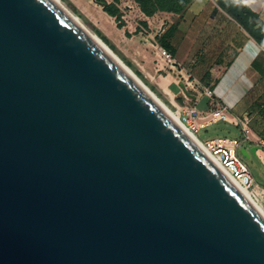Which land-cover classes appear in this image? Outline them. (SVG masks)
Returning <instances> with one entry per match:
<instances>
[{
  "label": "water",
  "instance_id": "1",
  "mask_svg": "<svg viewBox=\"0 0 264 264\" xmlns=\"http://www.w3.org/2000/svg\"><path fill=\"white\" fill-rule=\"evenodd\" d=\"M0 264H264L259 206L52 0H0Z\"/></svg>",
  "mask_w": 264,
  "mask_h": 264
},
{
  "label": "rangeland",
  "instance_id": "2",
  "mask_svg": "<svg viewBox=\"0 0 264 264\" xmlns=\"http://www.w3.org/2000/svg\"><path fill=\"white\" fill-rule=\"evenodd\" d=\"M113 2V0H108ZM117 3L124 16L132 22H136L134 14H142L138 0H123ZM82 23L98 36L117 57L127 65L131 71L154 92L166 105L174 112L171 101L172 94L170 90L178 94L180 87L179 70L171 69V64L161 56L160 49L167 44L168 52L174 57L175 61L182 66V61L177 57L180 49L182 57L191 65L192 73L197 81L200 82V90L211 80V69L215 68L222 60L219 52L226 49L229 39L240 37L239 34L244 31L237 23L228 18L227 14L216 18L215 20L205 19L200 23L213 29V34L208 32L202 34V37L196 40V43L188 48L182 26H184L183 13L170 19L166 17V12L155 13V15L145 16L152 23L154 22L155 33H146L142 35L131 36L126 30V26L121 25L114 18L105 12V4L98 0H61ZM160 20L156 22L158 17ZM225 24L226 33H221L218 28ZM242 30V31H241ZM243 36V35H242ZM220 38L219 41H216ZM247 43L249 38L245 37ZM259 45V44H258ZM194 47V48H193ZM234 53L231 55V57ZM183 67V66H182ZM198 68V70H196ZM194 83V82H193ZM264 88L263 84L250 92V108L241 119L252 118L249 125L250 137L256 141L264 142ZM260 93V94H259ZM263 94V95H262ZM210 98L205 96L198 105L200 110L209 109ZM263 106V107H262ZM176 113V112H175ZM198 137L202 141L213 140L216 138H231L241 141V148L246 147L249 157L243 155L241 148L237 151V157L249 168L256 184L264 189V163L252 152L251 145L246 142L242 132V127L229 123L219 122L206 129H202ZM263 153V152H262ZM261 204L264 206V193L257 194Z\"/></svg>",
  "mask_w": 264,
  "mask_h": 264
},
{
  "label": "crops",
  "instance_id": "3",
  "mask_svg": "<svg viewBox=\"0 0 264 264\" xmlns=\"http://www.w3.org/2000/svg\"><path fill=\"white\" fill-rule=\"evenodd\" d=\"M240 1L255 15L257 20L264 24V0ZM216 9L217 13H215V19L222 15H226L214 0H193L183 12L184 26H182V29L185 37L184 43L187 42L188 48H191V46L196 43V40L202 37V34L206 32L210 34L218 32L214 31L212 28L209 29L207 25L200 23L205 19L215 20L212 19L211 16ZM228 18L230 17L228 16ZM225 27V24L218 27L222 29L220 31L221 33L227 32ZM241 33L243 34H239L240 37L235 38L234 36L232 39H229L226 49L219 52L222 60H220V63L217 64L215 68L211 69V75L209 78L211 81L207 82L206 86L202 87V89H212L218 101L232 114L238 117H242V115L244 116L250 108V92L255 90L260 84L264 85L263 46L258 45V43L245 31H242ZM245 37L249 38L250 41L246 43ZM241 38H244L245 40H241ZM219 40L220 38L216 41ZM233 53L234 55L231 57ZM177 57L182 61L183 69L181 73L183 81L186 83L188 72H192L193 70L187 60L182 57L180 49H178ZM196 70H198V68H196ZM188 84L189 86L186 94L181 91V88L178 94L173 93L169 88V91L172 94L171 104L174 109L177 108L186 111L193 107L199 109L198 105L205 95L198 97V101H195L194 97L196 96V91L193 89V83L188 82ZM177 86L180 87L179 85ZM259 90L264 91V88H259L258 91ZM244 140L251 145L252 149L256 146L259 147L256 156H258L264 163L263 157L259 155L260 151L264 154V147L260 144L256 145L246 138Z\"/></svg>",
  "mask_w": 264,
  "mask_h": 264
},
{
  "label": "built area",
  "instance_id": "4",
  "mask_svg": "<svg viewBox=\"0 0 264 264\" xmlns=\"http://www.w3.org/2000/svg\"><path fill=\"white\" fill-rule=\"evenodd\" d=\"M215 17L216 15L212 14L211 18L215 19ZM160 51L164 60L171 64V69L176 68L179 70L178 76L180 77V82H178V85L184 94H186L188 90V82H194L193 89L196 91L194 100L198 101V97H202L203 95L210 98L209 109L207 110H199L196 107H193L188 111L175 108V112L179 115L181 124L186 129L198 137V134L202 129H206L219 122H225L238 127L241 126L242 132L247 140H251L256 145L260 144L264 147L263 141H256L250 137L249 125L252 118L245 117V119H241L232 114L218 101L212 89L203 88L200 90L201 84L195 79L192 72H188L187 82L184 83L181 73L183 67L175 61L174 57L167 50L161 48ZM199 140L202 142L205 149L212 156L216 157L223 167L227 169L234 178L238 179L242 186L253 193L256 198L255 191L258 189L259 185L256 184L249 168L237 157V151L241 148V141L231 138H216L208 141H202L199 138Z\"/></svg>",
  "mask_w": 264,
  "mask_h": 264
},
{
  "label": "trees",
  "instance_id": "5",
  "mask_svg": "<svg viewBox=\"0 0 264 264\" xmlns=\"http://www.w3.org/2000/svg\"><path fill=\"white\" fill-rule=\"evenodd\" d=\"M105 4V12L121 25L126 26L128 34L131 36L142 35L146 33H155L154 22L149 21L145 16L151 17L155 13L166 12L165 15L170 19H174L190 5L193 0H138L142 14H134L136 22L127 19L118 8L117 3L123 0H98ZM221 9L237 23L248 35L251 36L259 45L264 44V24L257 20L255 15L240 0H214ZM158 17L156 22L159 21ZM165 50L169 48L167 44L163 47ZM168 51V50H167Z\"/></svg>",
  "mask_w": 264,
  "mask_h": 264
},
{
  "label": "bare ground",
  "instance_id": "6",
  "mask_svg": "<svg viewBox=\"0 0 264 264\" xmlns=\"http://www.w3.org/2000/svg\"><path fill=\"white\" fill-rule=\"evenodd\" d=\"M55 4H57L147 95L149 98L153 100V102L159 106L168 116H170L178 125L183 127L188 134L189 138L197 144V146L202 149L207 157L215 163L218 167L222 169V171L229 177L231 181H233L239 188H241L251 199L253 202H255L259 208L261 209L262 213L264 214V206L261 204L260 199H258L257 194L264 193V189L259 188L255 191V195L251 193L247 188L241 185L240 181L236 178H234L227 169L223 167V165L220 163V161L212 156L203 146L202 142L199 140V138L190 132L188 129H186L179 120V115L175 113L168 105H166L152 90H150L132 71L131 69L125 65L118 57L115 55L112 50L93 32L90 31L83 23L80 21L78 17H76L66 6L61 2V0H52ZM259 155L263 157L264 154L260 151Z\"/></svg>",
  "mask_w": 264,
  "mask_h": 264
}]
</instances>
